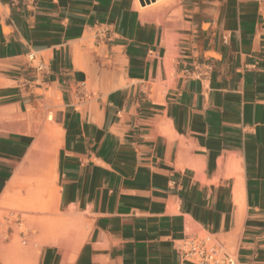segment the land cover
Returning a JSON list of instances; mask_svg holds the SVG:
<instances>
[{"label":"crops","instance_id":"0c3cea01","mask_svg":"<svg viewBox=\"0 0 264 264\" xmlns=\"http://www.w3.org/2000/svg\"><path fill=\"white\" fill-rule=\"evenodd\" d=\"M168 4L0 0V196L44 147L47 99L63 136L58 194L0 222V264H191L199 232L264 264V3ZM69 211L89 222L79 250L65 259L75 231L35 261L40 221Z\"/></svg>","mask_w":264,"mask_h":264},{"label":"bare ground","instance_id":"6f19581e","mask_svg":"<svg viewBox=\"0 0 264 264\" xmlns=\"http://www.w3.org/2000/svg\"><path fill=\"white\" fill-rule=\"evenodd\" d=\"M170 2H171V0H154V1H152L146 5L141 6L139 4V7L137 6L138 4L136 2V4H137L136 7L138 10L142 11L143 13H146V11L147 12L149 10L151 11L153 8L155 9V7H159V6L165 5V4L170 3ZM161 9H163V8H161ZM56 104H58V105L61 104V101H59ZM53 119H54V115L53 116H51V115L47 116V118H46V122L44 125L45 126L44 127L45 128V130H44L45 131L44 132L45 133L44 147L39 149L38 143H36L35 145L32 144L33 147L27 155V157H28L27 159L29 161L30 166L24 167L22 170H18L14 173V176H12V179L9 182V184L7 185L5 191L0 196V206H3V207L5 205L9 206V204L11 203V201H12L13 197L15 196L17 190H19V189H17V188H19L18 184L20 183V181L23 177L24 178L27 177V179H29L26 181L27 183H25L23 186L31 188V190H32V188H35L36 186H38V188L41 187L42 182H47V184H49L50 188H51L49 190H52L51 192H53L54 194H58V188L56 185V181H57L56 180V178H57V171H56V169H57V154H58V149L62 145V137L63 136H62L61 128L59 127V125L55 124ZM44 133H42V134H44ZM40 136H42V135H40ZM39 138H41V137H39ZM36 140H38V137ZM42 140H43V138H42ZM38 142H40V141H38ZM221 163L222 162L220 160L219 164H221ZM239 184H241V183H239V181L235 183L234 190L236 191V193L238 192V194H237L238 196L236 195V197L240 199V194H239L240 190L237 191L238 189H241V188H239V187H241V186H239ZM235 191H234V193H235ZM237 198L235 200H237ZM238 203H241V202H238ZM71 212L72 211H69L68 213L64 214L63 217H60V222H59V220H55L51 224L52 225L51 228L52 229L54 228L52 235L46 236L43 239H41L38 243V246L36 247L37 248L36 251H38L39 247L43 244L58 243L60 236L68 237L72 233H75V231H77L78 229L81 230L83 228V226H85L87 224V221L84 218V214H79L78 225L71 227V224H70L71 219H72V217L70 215ZM0 217H1V215H0ZM59 223H61V228H62V231L60 233H58V231H57L59 228ZM40 225L41 226H48V224H44L43 222H40ZM75 235H76V233H75ZM81 237L78 235L77 240H75L74 244H73L74 245L73 246L74 247L73 252L70 251V253L72 252L71 255L67 254L65 256V259H68L70 257L72 258L76 254L77 250H79L78 248L80 247L81 242H82ZM69 247H70V245H69ZM15 251L18 253L17 248L15 249Z\"/></svg>","mask_w":264,"mask_h":264},{"label":"rangeland","instance_id":"374dc122","mask_svg":"<svg viewBox=\"0 0 264 264\" xmlns=\"http://www.w3.org/2000/svg\"><path fill=\"white\" fill-rule=\"evenodd\" d=\"M137 2V1H136ZM138 4V5H137ZM137 6L139 7V3L137 2ZM166 5H168V3L167 4H165V5H162V6H159V7H155V10L156 9H161V8H163V7H165ZM151 87H153V86H151ZM40 92V91H39ZM59 101H61L60 99L59 100H49V99H47L46 100V102H45V104H46V106H47V111H46V114H45V117H44V120H43V122H42V124H43V126L45 125V122H46V118H47V116H53L54 115V109L52 108L53 106H55V104L56 103H58ZM62 104V103H61ZM61 104L60 105H58V104H56V106H61ZM54 120V119H53ZM45 127V126H44ZM30 166V164L27 166V167H29ZM24 178V177H23ZM21 179V181H20V183L18 184V186H19V188H17V189H19V190H17V192H16V194L19 192V191H21V190H26L27 192H29V194H30V198H28L27 200H25V201H22V200H16L15 199V196L13 197V199H12V201H11V203L9 204V206L8 205H5L4 207L3 206H0V215H1V217H0V222H1V224H4L3 222L5 221V219L6 218H8V219H14V218H16V216H17V213H21L22 215V217H23V219H25V218H27V215H26V213H28V212H32V211H36V212H41V211H44V210H47L46 208L48 207L47 205H49V201L50 202H53V199H54V197L55 196H57V194H54L53 192H51L52 190H49V189H51L50 188V185L49 184H47V182H42L41 183V187H39L38 188V186H36L35 188H32V190H31V188H28V187H26V186H23L25 183H27L26 181L27 180H29V179H27V177H25L24 179ZM26 179V180H25ZM25 181V182H24ZM47 184V185H46ZM48 187V188H47ZM38 189V190H37ZM15 194V195H16ZM44 195V196H43ZM43 196V197H42ZM47 197L48 198V201H47V203L46 204H43V198L44 197ZM38 201V202H37ZM11 205V206H10ZM12 209H14L16 212L13 214V215H11L10 213H8V211H12ZM38 210V211H37ZM2 212V213H1ZM26 212V213H25ZM84 215H85V213H84ZM64 216V214H61V216L60 217H63ZM60 217L58 218V219H56V220H59V222H60ZM55 220H50V221H40V222H43L44 224H48V226H41L40 224H39V226L40 227H42L43 229H46V230H51L52 232H51V235H52V233H53V229L51 228L52 227V223L54 222ZM87 223H89V222H87ZM50 225V226H49ZM4 225H2V227H1V225H0V235H3V230H4V227H3ZM86 226H87V224L85 225V226H83V228L81 229V230H77V232H78V235L81 237L84 233H85V228H86ZM17 227V226H16ZM61 228V223H59V228H58V233H60L59 232V229ZM3 229V230H2ZM25 230V225H23V224H21L20 226H19V228L17 229V231H19V232H22V231H24ZM82 232V233H81ZM74 233H72L70 236H68L67 238H69V237H71L72 235H73ZM51 235H49V236H51ZM198 236L199 237H204V236H208V237H210V239L213 241V242H216V240L213 238V236H211V235H209L208 233H206V232H199L198 233ZM64 237H66V236H64ZM82 237H84V235L82 236ZM81 237V238H82ZM21 243V242H20ZM55 245H58V244H60V240L58 241V243H54ZM69 245H70V243H69V241L67 242V243H65L64 241L62 242V247L63 248H65L66 250H69ZM35 249H37L36 247H34L33 249H32V251H31V255H32V257L34 258V260L36 261V258H37V256H38V254H39V251H40V249L38 250V251H36L35 252ZM226 250H228L229 252H231V253H233V248H229V247H226ZM68 254V252H65V254Z\"/></svg>","mask_w":264,"mask_h":264},{"label":"built area","instance_id":"2783aa9c","mask_svg":"<svg viewBox=\"0 0 264 264\" xmlns=\"http://www.w3.org/2000/svg\"><path fill=\"white\" fill-rule=\"evenodd\" d=\"M256 2L261 4L264 0H256ZM43 68V63L36 64L37 71ZM180 250L181 258L191 264H238L234 253L226 250L224 245L213 242L208 236L187 237L182 241Z\"/></svg>","mask_w":264,"mask_h":264},{"label":"water","instance_id":"95a60500","mask_svg":"<svg viewBox=\"0 0 264 264\" xmlns=\"http://www.w3.org/2000/svg\"><path fill=\"white\" fill-rule=\"evenodd\" d=\"M152 1H154V0H140V3L142 5H145V4H148V3L152 2Z\"/></svg>","mask_w":264,"mask_h":264}]
</instances>
